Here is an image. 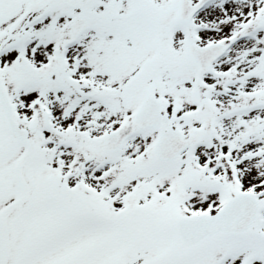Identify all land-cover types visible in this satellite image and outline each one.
I'll return each mask as SVG.
<instances>
[{"label":"snow or ice","instance_id":"6c2138e0","mask_svg":"<svg viewBox=\"0 0 264 264\" xmlns=\"http://www.w3.org/2000/svg\"><path fill=\"white\" fill-rule=\"evenodd\" d=\"M0 264H264V0H0Z\"/></svg>","mask_w":264,"mask_h":264}]
</instances>
